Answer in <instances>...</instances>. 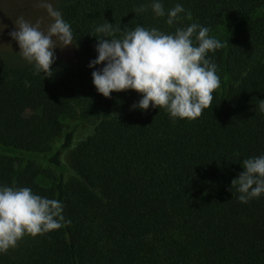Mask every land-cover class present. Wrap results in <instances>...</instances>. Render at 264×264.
Segmentation results:
<instances>
[{
  "label": "trees",
  "instance_id": "16d2710c",
  "mask_svg": "<svg viewBox=\"0 0 264 264\" xmlns=\"http://www.w3.org/2000/svg\"><path fill=\"white\" fill-rule=\"evenodd\" d=\"M161 2L182 4L173 25L151 0H54L80 60L49 73L0 51V185L63 204L62 227L25 235L0 264H264V195L240 203L229 190L241 161L264 154V0ZM105 20L117 38L137 24L207 27L223 45L208 54L210 106L173 120L131 109L134 90L98 94L88 64Z\"/></svg>",
  "mask_w": 264,
  "mask_h": 264
},
{
  "label": "clouds",
  "instance_id": "9594fccd",
  "mask_svg": "<svg viewBox=\"0 0 264 264\" xmlns=\"http://www.w3.org/2000/svg\"><path fill=\"white\" fill-rule=\"evenodd\" d=\"M40 6L50 20L46 29L39 20L33 23L18 16L14 30L8 32L18 45L17 54L38 74L51 72L56 48L73 45L71 26L62 13L49 0H40ZM150 7L154 16H166L168 25L185 11L180 3L166 11L161 0H151ZM138 11L147 8L141 6ZM6 27L0 23V33ZM94 31L96 57L88 67L95 69L91 78L98 94L109 98L112 92L134 90L140 99L131 109L163 108L173 120L195 119L210 106L220 78L208 54L223 45L209 35L207 27L193 23L165 33L137 24L120 30L122 35L117 38L112 24L105 20ZM258 101L264 114V100ZM241 168L229 190L235 189L240 203H248L264 195V154L242 160ZM62 212L63 204L55 198L38 195L29 187L0 185V253L15 247L25 235L59 229Z\"/></svg>",
  "mask_w": 264,
  "mask_h": 264
},
{
  "label": "rangeland",
  "instance_id": "374dc122",
  "mask_svg": "<svg viewBox=\"0 0 264 264\" xmlns=\"http://www.w3.org/2000/svg\"><path fill=\"white\" fill-rule=\"evenodd\" d=\"M49 2L54 8V0H49ZM18 16H23L33 23L39 20L42 29H46L47 24L50 22L46 10L40 6V0H0V23L7 26L0 33V51L19 52L18 45L8 35V32L14 30L13 21ZM54 53L56 59L71 64L80 60L78 50L74 44L62 49L58 47L54 50Z\"/></svg>",
  "mask_w": 264,
  "mask_h": 264
}]
</instances>
